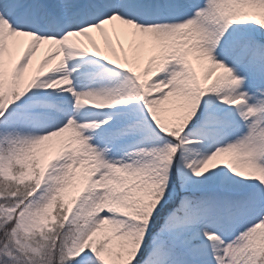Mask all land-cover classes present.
Listing matches in <instances>:
<instances>
[{"label":"snow or ice","instance_id":"obj_1","mask_svg":"<svg viewBox=\"0 0 264 264\" xmlns=\"http://www.w3.org/2000/svg\"><path fill=\"white\" fill-rule=\"evenodd\" d=\"M0 264H264V0H0Z\"/></svg>","mask_w":264,"mask_h":264}]
</instances>
